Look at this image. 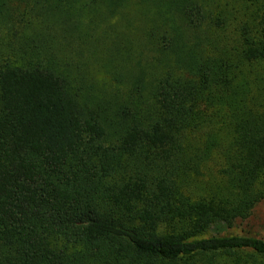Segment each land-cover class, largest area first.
<instances>
[{
  "label": "trees",
  "instance_id": "16d2710c",
  "mask_svg": "<svg viewBox=\"0 0 264 264\" xmlns=\"http://www.w3.org/2000/svg\"><path fill=\"white\" fill-rule=\"evenodd\" d=\"M263 198L264 0H0V264H264Z\"/></svg>",
  "mask_w": 264,
  "mask_h": 264
},
{
  "label": "rangeland",
  "instance_id": "374dc122",
  "mask_svg": "<svg viewBox=\"0 0 264 264\" xmlns=\"http://www.w3.org/2000/svg\"><path fill=\"white\" fill-rule=\"evenodd\" d=\"M212 233L241 234L247 233L264 239V198L254 207L251 215L245 220H237L231 228L217 226Z\"/></svg>",
  "mask_w": 264,
  "mask_h": 264
}]
</instances>
